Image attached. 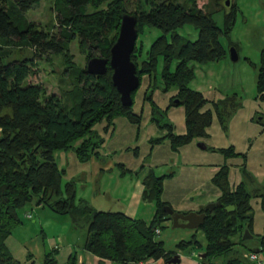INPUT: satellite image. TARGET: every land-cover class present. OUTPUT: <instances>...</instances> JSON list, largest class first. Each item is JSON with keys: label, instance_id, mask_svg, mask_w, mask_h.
<instances>
[{"label": "trees", "instance_id": "1", "mask_svg": "<svg viewBox=\"0 0 264 264\" xmlns=\"http://www.w3.org/2000/svg\"><path fill=\"white\" fill-rule=\"evenodd\" d=\"M39 1L0 0V264H21L8 254L4 241L21 224L18 211L27 205L41 206L60 216L68 215L73 224L82 220L86 226L82 249L99 260L110 264L165 262L175 252L165 251L162 242L156 238L163 229V223L169 221L161 211L168 205L161 201L160 195L162 183L172 177L171 172L155 176L147 170L138 176L143 188L141 200L152 203L154 208L147 223L119 212L94 211L84 202L75 200L72 181L62 183L63 171L54 162L55 152L71 150L78 163H85L96 155L95 150L102 144V139L93 130L95 125L104 123L105 131L119 117L136 128L140 121V117L131 111L134 92L130 95V106H121L109 80L110 70L106 68L103 75L96 77L87 74L85 67L74 66L63 53L66 51L64 43L76 40L86 62L92 57H108L123 14L134 16L136 39L145 27L158 29L161 35L151 42L143 58L142 48L135 44V39L129 59L135 66L138 83L142 77L148 79V91L143 99L150 106V121L164 132L162 137L149 139V147L166 141L169 150L176 152L196 139H206V130L213 116L225 131V119L237 107L232 98L207 102L199 92L188 87L194 77L190 63L217 62L226 55L219 38L227 37L231 30L233 10L224 15L220 29L211 20L210 13L195 6V0H185L182 4L173 0H151L145 8L136 5L132 12L126 11V0H54V3L60 1L64 6L61 13L58 12V31L50 35L33 23L22 20L24 13ZM20 21L22 24L18 27ZM184 25H190L196 31L194 41L181 42L176 30ZM23 43L32 49L31 57L21 60L9 58V48H21L19 44ZM60 53L68 64L67 76L73 77V88L80 93L79 102L70 106L54 95H46L40 84L27 82L28 77L37 73L34 59L44 54ZM158 62L161 63L158 75L160 91L174 90L168 106L183 109L184 133L181 135L173 133L165 111L158 109L151 100L152 90L157 87L154 80ZM255 100L264 103V47L259 52ZM207 105L209 109L202 110ZM204 150L218 153L224 159L240 157L239 169L244 177L247 176L244 154L235 153L232 147L214 149L204 146ZM133 153L136 156L135 150ZM116 166L121 173H128L122 165ZM143 170L141 166L138 171ZM227 174L228 167L222 165L210 179V184L219 192L215 201L218 206L205 213L197 229L204 240L197 264H240L241 258L231 253L234 246H243L244 241L253 238L250 197L259 199V210L264 215V191L249 196L242 184L230 189ZM27 214L25 216L30 215ZM29 218L25 217L26 220ZM244 230L251 237L243 240ZM235 237L236 243L232 241ZM256 243V248L247 249L248 252L257 254L264 251V232L256 238ZM198 247L192 236L188 241H178L174 249L185 251ZM55 255V249L45 251L41 264H56ZM74 260L75 255L71 253L65 264H74Z\"/></svg>", "mask_w": 264, "mask_h": 264}, {"label": "rangeland", "instance_id": "2", "mask_svg": "<svg viewBox=\"0 0 264 264\" xmlns=\"http://www.w3.org/2000/svg\"><path fill=\"white\" fill-rule=\"evenodd\" d=\"M173 1L178 4H182L185 0ZM225 1L228 2V5L224 4ZM149 2H151V0H126V11L132 12L135 9L136 5H141L142 7L148 6ZM194 4L202 12L210 13L211 20L220 29L223 26L224 15L227 14L230 10H233V25L227 37L220 36L219 38V41L226 52V55L222 59L217 62H209L204 64L190 63V66L193 69L194 77L188 83V87L193 91H196V89H198L201 92L204 91L207 94H212L216 92V90L218 92L221 91L222 94H220L221 97L218 101H221L224 98H232L233 103L236 104L237 107L233 112H230L228 117L225 119V131L221 130L214 116L212 117L211 123L212 121L216 122L220 132L223 134L220 135V137L227 136V138L230 139V133L233 132V129H230L229 131V125L231 124L230 121L234 117V114L236 113L237 117H241L244 115L245 118L239 120V127L246 133H251L252 128L258 129L256 133H258L257 135L261 136V139L257 142L256 145H254L255 148L253 152L260 154L262 151H264V119L262 118L261 121H257V117L260 116H254L253 113L249 115V113L254 110V106L252 107V104H254L253 102H256L255 80L258 67L259 52L264 47V0H195ZM63 6L64 5L60 1L54 3V0H40L35 7L24 13V15L22 16V20L27 23H33L36 28H38L42 32L49 33L50 35L56 34L59 28L57 21L58 12L61 13V11L63 10ZM21 24L22 22L20 21L18 22L17 26L21 27ZM176 34L182 39L181 42L194 41L196 39V31L190 25H184L181 28L177 29ZM160 35L161 32L155 28L145 27L142 30V33L138 35L135 42L137 46L140 45L142 48L141 58L144 57L143 53L148 49L151 42ZM19 46L21 48H9V58L15 60L30 58L32 55L31 53L33 52L32 49L26 43H23L21 45L19 44ZM64 48L66 51H63V53H66L74 66L80 69L84 68L86 63L84 59L85 55L80 52L76 40H70L69 42L64 43ZM231 48L234 49L237 55V60L235 62H231L228 57V53ZM63 53L44 54L43 56L34 59V68L37 73L33 77H28L27 82L30 84H40L44 88L46 95H54L57 98H60L62 103L70 106V104L79 102L80 93L75 91L73 88L74 81H72V75L67 76L66 68L68 67V64L64 61ZM160 69L161 63L158 62L154 80V84L157 87L156 89H153L151 93V95L154 93L152 95L153 103H157L158 101H160L163 98L162 95H164L160 91V81L158 78ZM140 81L141 82L138 88L132 95L133 104L131 106L132 113L140 117L138 128L127 123L124 118H116L118 120L116 129L119 131V134H121V137L124 138L120 141L126 140L127 135H129L128 132H131V138L129 137L128 141L129 143L131 142V145L138 148V154H136V156H134L133 153V150L136 151V148L132 150H130L132 146H128L129 148H125L129 150V156L131 153V157L134 160H139L136 168H131V176L125 175V179H121V177H117V173L119 171L117 169H114L109 173L100 174L97 178H93L90 171V164H87L88 167L83 168V170L81 171L72 166L70 160L71 158H73L74 154L71 150H68L69 152L65 151V153L55 152L53 154L54 161L57 164L58 169L63 171L62 183L72 181L74 184L75 200L85 199L86 203H88L89 207L94 211L116 212V210L124 207L125 204L118 195L120 191H123L122 184L126 182L124 180H132L131 178L135 176L134 174L137 173V177H140L144 175L147 170H151L155 176H161L169 172L173 174V171H175V165H178L180 163L175 158L171 161H168L166 157L158 156L159 160L153 161L154 164H143L144 158L151 154L153 149L155 148V146H153L151 150L148 145V140L162 137L164 135V132L159 131L150 121V106L148 102L143 99L144 94L148 91V79L147 77H143ZM158 96L160 97L157 98ZM159 108L160 110L165 111L166 119L171 124L172 128L173 125H176L175 120L173 119L181 117L183 123L182 107H169L167 101V104H165L164 106H160ZM171 110L172 112H170ZM172 113L173 115L170 118V114ZM122 122L125 126L128 127L127 129L123 128ZM101 127V124L95 125L93 130H100ZM227 131L229 133H227ZM159 133L161 135L158 137ZM255 139L256 136L249 137L246 146H252ZM215 140H219V137ZM134 141H136L137 144H133ZM108 143L109 141H106V144ZM162 143H165L168 147L166 141ZM234 143H236V146L238 145L237 141H235ZM127 145L128 144L126 143L125 147ZM257 145L260 146L259 150L258 147H256ZM111 147L113 146L111 145ZM139 151L140 154L143 153V158H139ZM167 151H170L169 147L167 148ZM210 153L212 152H206V154L211 155ZM136 157L137 159H135ZM262 158L264 159V157ZM175 161H178L179 163L177 164ZM74 162L78 164V162L75 161V158ZM168 162L170 163V165L163 166L164 163ZM141 166L144 168L143 172L138 171L139 167ZM244 167L247 176L244 177L240 169L238 168V174L240 177L238 184H242L245 192L249 196H256L263 193L264 173L259 178L255 179L246 170V165ZM262 168L264 169V164H262ZM65 170L68 171L70 177H67V174L65 175ZM253 191H257V194H254ZM94 192H99L98 196H94ZM253 199V196L250 197L249 206L250 204H252V219L253 215L256 216L255 223L258 225L259 223H261V219H264V215L258 213L260 214V217L257 216V210L253 205ZM35 208L36 207H34V205H27L22 210L18 211V216H21V213L24 211H33ZM44 212H46V214H51L49 216H52V219L49 220L48 225L44 229V234L46 236L55 235L58 231H60V234L64 239L79 241V239L82 237V234L86 232V226H84V222H82V220L77 221L75 224H71L70 217L68 215H54L52 213H49L47 209H44ZM24 224H32V222L29 220L25 221ZM38 229L39 228L36 229L37 234H39L40 232V230ZM262 231L264 232V229ZM178 232L185 234L186 230L171 229L170 225L167 224V226H163V229L160 230L159 235H157V240L163 242L164 249L172 250L171 238ZM235 240H237L236 237L232 238V241ZM203 242V239H201L202 244ZM256 244V238L253 236V238L251 237V239H248V241H244L243 246L242 244H240L239 246H234L231 255L239 256L241 258L240 264H256L244 260L241 257V254L244 251V254L248 252L247 249H255L257 246ZM196 251H198L197 253H199V249H197ZM256 257L258 264H264V251L257 253ZM218 261L220 260H217V262ZM161 262L162 260H157L154 261L153 264H160ZM145 264L152 263L147 261L145 262Z\"/></svg>", "mask_w": 264, "mask_h": 264}, {"label": "crops", "instance_id": "3", "mask_svg": "<svg viewBox=\"0 0 264 264\" xmlns=\"http://www.w3.org/2000/svg\"><path fill=\"white\" fill-rule=\"evenodd\" d=\"M196 91L199 92L207 102H215L220 100L219 99L221 97L220 94H222L221 91L218 92L217 90L212 94L211 93L207 94L204 91L201 92L198 89H196ZM163 94H164L162 95L163 98L160 101H158L157 103L154 101L155 102L154 104L158 108L160 106H164L165 104H167L168 99L171 96H173L175 92L168 91L167 93H163ZM152 95H151V100L153 98ZM159 97L160 96H158L157 98ZM253 103L254 104H252V107L254 106V110L251 113H249V115L252 113L254 114V116L258 115L260 117H257V120L261 121L262 118L264 119V103H260L258 101ZM206 109H209L208 105L203 108V110ZM170 112H172V110ZM172 115L173 113L170 114V118ZM244 118H245L244 115L241 117H237L236 113L234 114V117L230 121L231 124L229 125V131L230 129H233V132L230 133L231 135L230 139H228L227 136L220 137V135L223 134L220 132L216 122L212 121L210 127H208V129L206 130V134L208 136L206 139L192 141L191 143L178 148L177 151L173 153L170 151L169 153L167 151L168 147L166 146V144L161 143L160 145H156L152 153L144 158L143 160L144 165L149 163L154 164L153 161L159 160L158 156H164L168 161H171L172 159L175 158L180 162L179 163L178 161H175L177 164L178 163L179 164L175 165V171H173L174 173L172 177L170 179L163 181L162 192L160 195L161 201L166 205H168L172 211L183 214L189 212L198 213V211H201L202 207L205 206L206 204L215 203V201L219 197V192L210 184V179L213 176V174L218 170V168L224 164L227 165L229 168L227 175L229 188L234 189V187L238 184L240 180L238 174V168H240V165L242 163L240 157L224 159L221 155L216 153H210L211 155L206 154V152L208 151H205L204 149H200L196 146V144L199 142L202 143L203 146L216 148V149H225L228 147H232L235 153L244 154L245 156L244 163L246 165V170L255 179L259 178L264 173V169L262 168V164H264V159L262 158L264 157V151H262L260 154L253 152L255 148L254 145H256L257 142L261 139V136L257 135L258 134L256 133L258 130L257 128H252L251 133H246L244 132L243 129L241 130V128L239 127V120ZM173 120H175V124H176L175 126L173 125L174 134L176 135L183 134L184 123H182V118L178 117L177 119H173ZM117 123L118 120L114 119L111 125L105 131H103L104 123H101L102 127L100 130L96 131L94 129L96 135L102 139V144L99 146L98 149L95 150L96 155L94 157H91L87 162L82 164L80 163L76 164L74 162L75 157L73 155V158H71L70 160L72 166L75 167L77 170L81 171L83 170V168L88 167L87 164H90V171L93 178H97L100 174L109 173L114 169H117L119 171L117 173L118 174L117 177H121V179H125L124 178L125 175L131 176L132 175L131 168L135 169L136 166L138 165L139 160L137 159V157L135 158L137 160H134L131 157L132 156L131 153L129 156V152H128L129 150L125 148H129L128 146L130 147L132 146L130 150L136 148L137 154H138V148L131 145V142L129 143L128 141L129 137L131 138V132H128L129 135H127L126 140L120 141L124 138L121 137V134H119V131L116 129ZM122 126L125 129L128 128L127 126L124 125L123 122H122ZM227 133L229 132L227 131ZM160 135L161 134L159 133L158 137ZM252 136H256V139L252 144V146L250 145V147H247L246 143L248 141V138ZM218 137L220 141L215 140ZM106 141H109V143L106 144ZM235 141L238 142L237 146L236 143H234ZM124 142L128 144L126 147H125L126 143ZM133 144H137L136 141H134ZM111 145L113 147H111ZM256 147H258V150L260 149L259 145H257ZM142 154H140L139 151V155H140L139 158H143ZM117 164L122 165V169L128 171V173L127 172L121 173L120 168L116 166ZM168 165H170L169 162L163 164V166H168ZM66 174L67 177H70L67 170H65V175ZM131 179L132 180L130 179L124 180L126 182L123 181L124 182L122 184L123 191H120L118 196L123 200L125 206L120 208L119 210H116V212H120L130 219H137L147 223L151 220V217L153 215V209H154L153 205L152 203L144 202L141 200V192L143 188L140 183V179L137 176H134ZM98 193L99 192L97 193L94 192L93 195L98 196ZM253 193L257 194V191H253ZM79 200L87 204V206H89L88 203H86L85 199H79ZM258 203H259V199L254 197L253 205L257 210V216L260 217V214L258 213L261 212L259 210ZM250 207L252 211L253 210L252 204H250ZM44 209L46 208H43L41 206H36V208L33 211L31 210L29 212L27 211L22 212L21 216H19L21 220V224L16 228H14L11 231L10 235L4 241V246L6 251L14 260L18 261L21 264H26L29 261L33 262V264H41L42 256L44 252L47 250L55 249L56 264H63V263L65 264L68 256L71 253H74L75 255L74 264H110L108 261L97 259L96 257L88 254L82 249L86 238V232L82 234V237L79 239V241L64 239L61 236L60 231H58L55 235L46 236L44 234V229L48 225L49 220L52 219L51 218L52 216H49L51 214H46V212H44ZM24 213L25 214L29 213L30 214L29 216L31 217L26 220ZM49 213L51 212L49 211ZM255 218L256 216L253 215L251 232L252 235L255 238H257L263 232L262 230L264 229V219H261V223L257 225L255 223ZM29 220L32 222V224H24L25 221H29ZM70 222L72 224L71 218H70ZM167 224L170 225L169 221L167 223L164 222L163 226H167ZM37 228H39L38 230H40L39 234H37L36 231ZM178 230H182V229H178ZM185 230H186L185 234L178 232L174 234V236L171 238L172 250H166L164 248L163 249L167 252L170 251L175 252L176 253L175 255L178 256L179 259L178 264H197L198 255L202 252V248L204 246V242L203 244L201 243V239H203V237L201 233L197 231V229L195 230L185 229ZM192 236H194L195 240L198 242L199 245L198 248H195L193 250L187 249L185 251H176L174 249V246L178 241L180 240L188 241ZM237 241L238 240H235L233 242L236 243ZM197 249H199V253H197L198 252L196 251ZM28 256L30 258L29 260H27Z\"/></svg>", "mask_w": 264, "mask_h": 264}, {"label": "water", "instance_id": "4", "mask_svg": "<svg viewBox=\"0 0 264 264\" xmlns=\"http://www.w3.org/2000/svg\"><path fill=\"white\" fill-rule=\"evenodd\" d=\"M225 5L228 2L225 1ZM136 39L135 18L133 15L123 14L120 16L118 31L113 44L108 50L107 58L92 57L85 63V72L91 76H101L110 70L109 80L111 86L118 94L119 103L123 107L131 104L130 95L138 88V79L135 76V66L130 61L129 55L132 52ZM229 60L235 62L237 55L233 48L228 53ZM196 146L204 149L202 143ZM218 204L210 203L202 207L200 213L189 212L186 214L172 211L168 206L161 208V211L169 218L171 229L195 230L202 224L205 213L211 212ZM251 236L244 230L241 239H247ZM178 256L174 255L163 264H178Z\"/></svg>", "mask_w": 264, "mask_h": 264}, {"label": "built area", "instance_id": "5", "mask_svg": "<svg viewBox=\"0 0 264 264\" xmlns=\"http://www.w3.org/2000/svg\"><path fill=\"white\" fill-rule=\"evenodd\" d=\"M26 218H29V216H25ZM155 233H157V231H155ZM241 257L244 259V260H247L251 263H256L258 264L257 262V257H256V254L255 253H252V252H248L246 254H242ZM153 264V261H149ZM137 264H145V262H141V263H137Z\"/></svg>", "mask_w": 264, "mask_h": 264}, {"label": "flooded vegetation", "instance_id": "6", "mask_svg": "<svg viewBox=\"0 0 264 264\" xmlns=\"http://www.w3.org/2000/svg\"><path fill=\"white\" fill-rule=\"evenodd\" d=\"M164 262H161L160 264H163Z\"/></svg>", "mask_w": 264, "mask_h": 264}]
</instances>
